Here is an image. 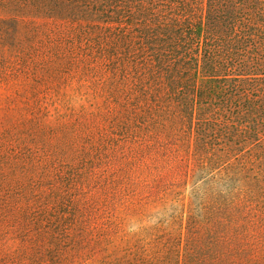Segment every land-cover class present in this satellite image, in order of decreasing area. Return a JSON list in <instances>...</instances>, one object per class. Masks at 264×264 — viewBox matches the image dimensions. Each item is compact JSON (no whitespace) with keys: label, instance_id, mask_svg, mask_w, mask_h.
Instances as JSON below:
<instances>
[{"label":"trees","instance_id":"1","mask_svg":"<svg viewBox=\"0 0 264 264\" xmlns=\"http://www.w3.org/2000/svg\"><path fill=\"white\" fill-rule=\"evenodd\" d=\"M0 36L87 89L68 110L86 184L32 220L102 222L108 264H264V0H0Z\"/></svg>","mask_w":264,"mask_h":264},{"label":"rangeland","instance_id":"2","mask_svg":"<svg viewBox=\"0 0 264 264\" xmlns=\"http://www.w3.org/2000/svg\"><path fill=\"white\" fill-rule=\"evenodd\" d=\"M49 51L39 42L11 47L0 36V257L14 252L18 264H108L119 253L102 235V222L79 219L60 238L64 224L45 231L44 220H32L31 202L61 196L76 170L79 187L88 178V157L76 152L84 144L72 134L68 115L78 107L77 92L87 89L48 72L55 60ZM46 211L54 226L62 223L51 206Z\"/></svg>","mask_w":264,"mask_h":264}]
</instances>
